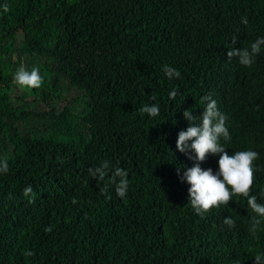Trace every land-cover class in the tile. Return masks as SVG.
I'll return each instance as SVG.
<instances>
[{
	"label": "trees",
	"instance_id": "obj_1",
	"mask_svg": "<svg viewBox=\"0 0 264 264\" xmlns=\"http://www.w3.org/2000/svg\"><path fill=\"white\" fill-rule=\"evenodd\" d=\"M257 38L264 0H0V264H256L264 221L253 233L259 217L240 196L197 215L181 177L197 163L217 174L219 157L198 162L176 142L190 126L184 112L202 117L210 95L226 116V152L258 153L250 195L264 204V46L250 68L228 57ZM21 57L44 59L40 88L15 83ZM14 88L66 102L23 110ZM145 104L160 114H141ZM33 119L47 124L30 129ZM103 161L98 182L88 170ZM117 167L128 173L123 199Z\"/></svg>",
	"mask_w": 264,
	"mask_h": 264
},
{
	"label": "clouds",
	"instance_id": "obj_2",
	"mask_svg": "<svg viewBox=\"0 0 264 264\" xmlns=\"http://www.w3.org/2000/svg\"><path fill=\"white\" fill-rule=\"evenodd\" d=\"M4 12L7 13L9 8L4 5ZM243 24H247V19L242 20ZM264 46V38H257L251 43L250 48H242L241 50H230L228 57L231 60L233 57H238L240 65L251 67L256 56L261 52ZM165 75L171 79L179 77L180 73L170 66L163 68ZM14 81L22 88L38 89L43 83L40 70L32 68L27 70L21 66L14 75ZM176 90H173L169 97L175 99ZM201 102L206 106L202 112V117L193 115V110L184 112V117L189 121V127L186 131H182L176 142V148L180 153L194 152L198 162H204L209 154L218 156L219 171L213 174L211 169L202 170L197 163L192 168L183 173L182 182H187L189 187V203L193 211L203 218L213 209H219L221 206H227L234 196H240L247 199V204L253 213L259 219L255 220L252 227V232L255 233L260 223L264 221V204L257 202L255 195H250L254 183L253 162L258 159V153L253 150H245L235 152L229 155L226 148L220 142L221 139L228 141L230 133L226 127V116L222 114L217 107V102L212 97L204 96ZM141 114H147L150 118H155L160 114V109L157 105L145 104L139 109ZM191 142V144H189ZM8 162L6 159L0 161V172L8 171ZM110 162L103 161L95 168H90L89 175L98 182L104 181L109 175ZM180 169H177L179 175ZM127 171L117 167L111 174V183L114 184L116 194L120 198H124L129 189V181L127 179ZM107 190L105 185L103 191ZM31 186L24 190V196L29 197L32 194ZM73 204L76 200L73 199ZM224 223L229 228L234 227L235 221L228 217ZM51 228H46V232H50ZM26 255H33L31 252ZM256 264H261L264 261V254H257L254 257Z\"/></svg>",
	"mask_w": 264,
	"mask_h": 264
},
{
	"label": "rangeland",
	"instance_id": "obj_3",
	"mask_svg": "<svg viewBox=\"0 0 264 264\" xmlns=\"http://www.w3.org/2000/svg\"><path fill=\"white\" fill-rule=\"evenodd\" d=\"M21 39V36H18V40ZM14 60H16L15 56H13ZM44 59H35V57H21V59L18 61V65L15 66V71L23 66L27 70H31L32 68H38L40 64H43ZM65 87V84L61 83ZM71 94V93H70ZM76 94L72 92L71 96L66 98L67 100L72 99L75 97ZM10 98L12 102L19 106L23 110L27 111H34V112H43V111H49L50 107L49 105H54L58 108L63 107L66 100H51L49 101V104L45 103L43 100L34 101L32 96L26 95L25 91L22 88H14L13 91L10 92ZM84 107V101H79L76 106L73 108V111L75 112H81V110ZM42 128L44 125L47 124V122H42L41 120L33 119L29 123L30 129H33L36 125H38Z\"/></svg>",
	"mask_w": 264,
	"mask_h": 264
}]
</instances>
